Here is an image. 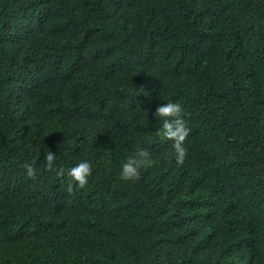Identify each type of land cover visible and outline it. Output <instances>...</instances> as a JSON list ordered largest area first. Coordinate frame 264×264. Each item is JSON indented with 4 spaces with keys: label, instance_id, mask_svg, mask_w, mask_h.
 <instances>
[{
    "label": "trees",
    "instance_id": "16d2710c",
    "mask_svg": "<svg viewBox=\"0 0 264 264\" xmlns=\"http://www.w3.org/2000/svg\"><path fill=\"white\" fill-rule=\"evenodd\" d=\"M0 264H264V0H0Z\"/></svg>",
    "mask_w": 264,
    "mask_h": 264
},
{
    "label": "clouds",
    "instance_id": "9594fccd",
    "mask_svg": "<svg viewBox=\"0 0 264 264\" xmlns=\"http://www.w3.org/2000/svg\"><path fill=\"white\" fill-rule=\"evenodd\" d=\"M155 114L162 118V135L172 141V147L175 152L177 163H183L187 154L185 139L189 135L190 128L185 120V110L179 101L167 100L160 104ZM46 166L49 169L55 168L57 160L56 152L48 151L44 154ZM149 156L146 151H139L135 155L129 156L122 163L119 176L121 180L134 181L140 175L143 165L149 163ZM34 163L25 164L26 174L35 178L36 168ZM92 171V164L88 160H80L73 166L64 169L61 168L58 174H64L68 177L67 191L71 193L74 188H82L88 182Z\"/></svg>",
    "mask_w": 264,
    "mask_h": 264
},
{
    "label": "bare ground",
    "instance_id": "6f19581e",
    "mask_svg": "<svg viewBox=\"0 0 264 264\" xmlns=\"http://www.w3.org/2000/svg\"><path fill=\"white\" fill-rule=\"evenodd\" d=\"M128 46V45H127ZM129 48V47H128Z\"/></svg>",
    "mask_w": 264,
    "mask_h": 264
}]
</instances>
